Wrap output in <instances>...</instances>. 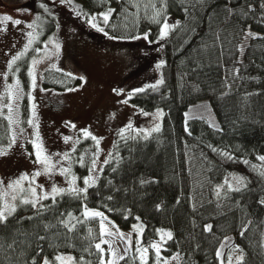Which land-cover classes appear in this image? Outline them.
Segmentation results:
<instances>
[{"label": "trees", "instance_id": "obj_1", "mask_svg": "<svg viewBox=\"0 0 264 264\" xmlns=\"http://www.w3.org/2000/svg\"><path fill=\"white\" fill-rule=\"evenodd\" d=\"M33 1L9 9L0 3V11L34 8L31 24L44 39L55 19ZM72 1L86 19H94L88 32L97 34L90 36L95 43L124 46L132 66L124 82L144 80L135 83L129 102L143 111L162 109L161 125L146 138L118 133L94 187L84 181L97 144L82 136L69 155L75 191L65 189L61 193L69 194L35 206L19 204L0 226V264H99L98 233L83 218L84 208L123 231L140 225V239H133L121 264H164L172 257L176 264H225L220 249L240 255L234 264H264V174L256 166L264 157V0ZM141 33L155 45L152 51L143 47L147 57L139 50L145 41L134 39ZM70 52L64 49L66 62ZM31 55L12 66L24 88ZM157 71L158 78H151ZM80 81L73 71L48 69L41 86L67 90ZM200 101L208 102L218 128L200 118L185 122L188 108ZM27 108L24 98V116ZM8 140V123L0 117V146ZM230 173L242 174L244 185L217 194L216 186ZM227 238L230 244L223 247ZM63 255L70 262L57 259Z\"/></svg>", "mask_w": 264, "mask_h": 264}, {"label": "rangeland", "instance_id": "obj_2", "mask_svg": "<svg viewBox=\"0 0 264 264\" xmlns=\"http://www.w3.org/2000/svg\"><path fill=\"white\" fill-rule=\"evenodd\" d=\"M34 1L33 5L45 7L55 19L53 33L44 39L41 38L42 31L31 24L34 8L18 11H4L6 8H3L0 11L1 16L12 15L7 21L0 17V117L7 121L9 127V140L0 146V153H6L0 155V181L3 182L0 184V211H4V205L17 208L24 199L35 200L38 204L44 196H54L53 189L59 192L76 189L69 155L85 134L94 138L96 144L100 142L97 144L93 170L87 178L93 182L107 161L118 133L128 132L146 138L160 128L163 116L160 108L143 111L129 102L135 83L141 84L144 80L140 77L124 82L132 69L130 60L125 56L124 46L103 47L95 43L90 36L97 34L88 32L95 26L94 19H86L80 14L79 7L72 0ZM153 12L156 13L155 10ZM149 15L156 19V15ZM15 21L20 23L16 24ZM249 35L242 46L247 43ZM145 36L147 33H141L134 39L145 41L139 43V50L147 57L150 52L145 48L152 51L155 45L147 43L149 39L148 36L146 40L143 39ZM65 48L71 51L69 62L64 58ZM30 51L32 55L28 74H34V91L33 76L29 75V85L24 88L16 72L9 67L12 60ZM48 69L73 71L80 76L81 81L76 87L67 90L45 89L41 86V77ZM154 76L158 78V71L151 78ZM24 98H27L28 106L26 116L22 110ZM191 118L204 119L213 128H218L207 101L197 102L188 108L185 122ZM28 121H32V124L29 125ZM37 132L39 140L36 139ZM37 145L47 160L45 164L37 162ZM261 158L256 166L264 174V159ZM38 172L41 175L36 176ZM23 176H27V179L16 185L15 182ZM244 183L242 174L230 173L216 186L215 191L222 194L227 190L238 189ZM89 212L99 215L88 217L86 213ZM82 214L92 227H96L98 239L94 246L99 264H121L130 253L133 239H140V225L123 231L96 210L84 208ZM230 241L227 238L223 247L228 246ZM97 245H100V251ZM158 246L159 243L153 244L155 250ZM141 252L146 255L147 250ZM219 255L226 256L225 264H234L240 259V255L232 249L228 252L220 249ZM63 256L64 262H70V255ZM176 263L177 257H172L164 264Z\"/></svg>", "mask_w": 264, "mask_h": 264}, {"label": "snow or ice", "instance_id": "obj_3", "mask_svg": "<svg viewBox=\"0 0 264 264\" xmlns=\"http://www.w3.org/2000/svg\"><path fill=\"white\" fill-rule=\"evenodd\" d=\"M103 19L105 20V21H107L108 19H109V16L108 15H105V16H103ZM4 20L5 21H7L8 20V17H4ZM14 23H16V24H19L20 22L19 21H15ZM29 27H31V25H29ZM165 28H167V25H165ZM99 30V29H98ZM165 36H166V33L164 34V35H162L161 37H160V39H164L165 38ZM253 39H256V37H252ZM143 39H147V36H145V37H143ZM25 51H27V49L25 50ZM24 54L22 53L21 54V57L23 56ZM21 57H16V59H14V60H12V62H11V65H9V67L11 68L12 67V65H15L16 64V60H18V59H20ZM42 61H40V62H34V64L35 63H41ZM29 75L30 76H33V84H32V89H33V91L35 90V88H36V85H35V77H34V74L33 73H29ZM163 83V81H161V84ZM124 103H127V101H124ZM34 111V110H33ZM28 123H29V125H31L32 124V121H28ZM130 127V126H129ZM37 128H38V125H37ZM156 131H158L159 129L157 128V129H155ZM85 137L86 138H88L87 137V134H85ZM36 139L37 140H39V134H38V132H37V137H36ZM65 143H68V141L67 140H65ZM100 142L99 141H97V144H99ZM37 152H36V159H37V162L38 163H40V164H45V163H47V160L42 156V152H41V150H40V146L39 145H37ZM6 153H0V155H5ZM57 155H59V154H57ZM261 159H264V158H261ZM63 174V173H62ZM36 176H39V175H41V173H36L35 174ZM27 179V176H23V177H21V179L20 180H18V181H16L15 182V184L16 185H20L22 182H23V180H26ZM3 182L2 181H0V184H2ZM73 183H75V181H73ZM84 183L86 184V185H88L89 187H94L95 185H94V183H92L90 180H85L84 181ZM71 191H75V189H72ZM86 191H87V189H85V193H86ZM219 191V190H218ZM236 191H239V189H236ZM53 193H54V196H53V198L56 196V195H67V194H69V193H61V192H59V191H57L56 189H53ZM33 194H35V190H33ZM13 199H17V197H13ZM43 199L44 200H48L49 199V197L48 196H44L43 197ZM22 204H24V205H28V204H31V205H33V206H35V204H36V201L35 200H28V199H24V200H22ZM16 211H17V209H16V207H14V206H9V205H4V211H0V226H6L7 225V223H8V221H9V219L16 213ZM86 215L88 216V217H94V216H96V215H99L98 213H86ZM26 219H33V217H26ZM65 227H67V225H64ZM47 227V226H46ZM208 231H211V228L209 227V229H207ZM110 234V233H109ZM166 235L169 237V239H171V234L170 233H166ZM41 239H43V237H41ZM97 250L98 251H100L101 249H100V245H97ZM57 259H59V260H63L64 258L63 257H57ZM174 259H175V257H174ZM33 264H35V261H33ZM44 264H50V262L48 261V260H44Z\"/></svg>", "mask_w": 264, "mask_h": 264}, {"label": "water", "instance_id": "obj_4", "mask_svg": "<svg viewBox=\"0 0 264 264\" xmlns=\"http://www.w3.org/2000/svg\"><path fill=\"white\" fill-rule=\"evenodd\" d=\"M32 0H0V3L7 7H17L27 4Z\"/></svg>", "mask_w": 264, "mask_h": 264}]
</instances>
